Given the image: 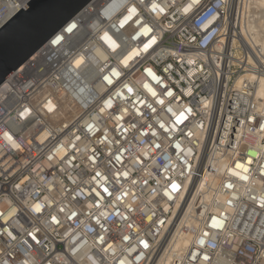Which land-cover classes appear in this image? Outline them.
Listing matches in <instances>:
<instances>
[{
    "label": "built area",
    "instance_id": "built-area-1",
    "mask_svg": "<svg viewBox=\"0 0 264 264\" xmlns=\"http://www.w3.org/2000/svg\"><path fill=\"white\" fill-rule=\"evenodd\" d=\"M16 1L0 0V10ZM231 6L91 0L0 85V264H154L191 202L197 224L187 225L190 243L170 264H264V49L235 31ZM152 37L157 42L145 52ZM77 54L94 56L81 70L93 77L75 79L85 83L84 102L76 100L83 105L59 119L70 80L80 74L72 64ZM98 67L112 80L102 93ZM249 73L254 78L241 79ZM49 103L52 111L43 108ZM24 107L33 109L27 119L19 116ZM179 111L189 118L172 129ZM206 172L216 181L201 190Z\"/></svg>",
    "mask_w": 264,
    "mask_h": 264
},
{
    "label": "bare ground",
    "instance_id": "bare-ground-1",
    "mask_svg": "<svg viewBox=\"0 0 264 264\" xmlns=\"http://www.w3.org/2000/svg\"><path fill=\"white\" fill-rule=\"evenodd\" d=\"M26 1V0H24ZM24 1L17 0L16 2L6 3L2 10H0V26H2L23 4ZM231 13H233L234 18H236V29L240 36L245 37L252 45H258L261 49H264V0H232ZM250 14L253 18V21L247 22L246 17ZM249 15V18H250ZM75 24L72 23V25ZM105 38V32L102 34ZM107 36H109L107 34ZM60 37V36H59ZM110 37V36H109ZM240 42H243L242 37L239 38ZM52 45V43L48 42ZM55 44V43H54ZM95 55L98 58L102 59L104 57V52L101 49H96ZM91 63L95 61L94 56L89 58ZM76 78H72L68 85V90L63 96L62 104L60 106L59 119H64L76 115L84 102L85 94V83L81 84L75 79L82 77V79L89 80L93 77V71L91 72H81ZM254 78L253 73L246 74L242 76L243 78ZM240 79V80H241ZM260 96H264V79L261 80L260 87L258 90ZM81 101L82 103H76V100ZM221 168H225V164L221 165ZM206 172L204 178L200 180L198 187L201 190H205L208 184H212L216 181L215 176H211ZM194 182V181H193ZM192 202L188 209L184 212L182 209L177 216L175 217L173 226L169 234L163 237L162 244L163 248L160 252L157 253V256L154 260V264H170L172 257L175 253H182L188 247L190 240L192 238L191 230L189 231L186 227L187 225L194 226L197 224V218L190 211L193 210Z\"/></svg>",
    "mask_w": 264,
    "mask_h": 264
},
{
    "label": "water",
    "instance_id": "water-1",
    "mask_svg": "<svg viewBox=\"0 0 264 264\" xmlns=\"http://www.w3.org/2000/svg\"><path fill=\"white\" fill-rule=\"evenodd\" d=\"M91 0H29L0 26V85Z\"/></svg>",
    "mask_w": 264,
    "mask_h": 264
},
{
    "label": "snow or ice",
    "instance_id": "snow-or-ice-1",
    "mask_svg": "<svg viewBox=\"0 0 264 264\" xmlns=\"http://www.w3.org/2000/svg\"><path fill=\"white\" fill-rule=\"evenodd\" d=\"M154 7H156V6H154ZM162 10H163V9H161V11H162ZM135 12H136L135 8H132V9L130 10L129 16L125 17L124 21H122V24L125 23V22H127L128 20H131V19H132V15L135 14ZM75 27H76V25L73 24V25H71L69 28H67L66 31H67V32H72V30H73ZM150 31H151V29H149V28H145V29H144V34L147 35V33L150 32ZM61 39H62V37H58V38H57V41H55V42H59V40H61ZM105 39H106V40H109V41L112 43L113 47H115V42L112 41V40H111V37L107 36V34H105ZM156 42H157V41H156V38H155V37H152V39H151V41H150L149 43L144 44V51L147 52L148 49L151 48L153 44H156ZM189 63H192V61H189ZM147 72H148L149 76H150L153 80H155V81H157V83H159V78H158V77H157V76H156V75H155L150 69H147ZM116 74L119 75L118 73H116ZM104 80H106L109 84L112 83V80H111L108 76H105V77H104ZM128 91H129V92H132V89H131V88H128ZM151 92H152V96H154V97L157 96V92H156L155 90H151ZM166 94H167L168 97H173V92H172V91H166ZM140 103H145V102H144V101H141ZM158 103H159L160 105H164V104H165V100H164V99H160V100L158 101ZM107 106H108L109 108H111V107H112L111 102H109ZM146 106L148 107V105H146ZM53 107H54V106H53L51 103L48 104V110H49V111H52ZM151 110H152V111H155V109H151ZM26 111H30V110H26ZM168 111L171 112L172 110H171V109H168ZM191 111H192L191 108H188V109L186 110L187 113H190ZM186 112H185V111H179V114L174 116V120H175V122L172 124V129H175V128L177 127V125H183L184 122H185L186 120H188L189 117H188V115L186 114ZM118 119H123V117H119ZM88 127H89L90 130H92V126H91V125H89ZM160 129H161V130H164V125H163V124L160 125ZM164 134H165V135H168V134H169L168 130H165ZM188 135H192V133L189 132ZM9 139H11L10 136H9ZM105 139H107V138H105ZM69 143H71V141H69ZM156 147L159 148L160 146H159V145H156ZM176 147L179 148L180 145L177 144ZM116 159L119 160L120 157L117 156ZM238 166H239V167H243V165H238ZM97 175H99V173H97ZM123 175L126 177V176H128V173H127V172H124ZM245 179H247V177H245ZM170 183H171V187H172L173 190H179V189H180V184H178V183H172L171 181H170ZM229 187H231V185H229ZM103 191H104L105 193H108V192H109V189H108L107 187H104V188H103ZM97 195H99V194H97ZM109 195H111V193H109ZM125 195H126V194H125ZM260 204H261V208H264V200H261V201H260ZM35 210L39 213V212L42 211V208L40 207L39 204H37V205L35 206ZM52 220L55 221V222H57V223H59V221L56 220V217H55V216L52 217ZM97 222L99 223V221H97ZM161 223H162V222H161ZM213 226L216 227V228L223 229V228L225 227V224H224V222H223L222 220H214V221H213ZM33 239H35V236H33ZM125 239H127V237H125ZM141 243L144 244V247H145V248L148 247V243H147L146 241H141ZM120 264H124V262L121 261Z\"/></svg>",
    "mask_w": 264,
    "mask_h": 264
},
{
    "label": "clouds",
    "instance_id": "clouds-1",
    "mask_svg": "<svg viewBox=\"0 0 264 264\" xmlns=\"http://www.w3.org/2000/svg\"><path fill=\"white\" fill-rule=\"evenodd\" d=\"M156 7H158V5H155ZM133 8H135V10H136V12H137V9H136V7H133ZM135 12V13H136ZM127 16H129V14L127 15ZM129 21V20H128ZM128 21L127 22H125L124 24L125 25H127L128 24ZM97 21L95 20V19H92V20H90L89 21V26H91L92 24H94V23H96ZM99 23L101 24V25H103L105 22L104 21H99ZM91 30V29H90ZM110 30V29H109ZM100 31H104V28L103 27H101L100 28ZM135 31V30H134ZM60 37H62V39L61 40H59V42H55V41H57V38H54V40H53V42L55 43V44H59L64 38H63V36H60ZM111 39H112V41H114L115 42V47H114V49H117V50H119V49H121L122 48V44L121 43H118L117 42V39H116V37H115V35H113L112 37H111ZM129 39H131V36H129ZM122 54V53H121ZM108 59H112V56L111 55H109L108 56ZM107 61L105 60V61H102L101 63L103 64V63H106ZM72 64H73V67L74 68H76V69H78V70H86L87 69V67L91 64V61H90V59H89V57H88V55L87 54H77V55H75L73 58H72ZM120 65V60L117 58L116 59V61H115V65L114 66H119ZM148 69H150L152 72H153V69L151 68V67H149ZM169 69H165V71H168ZM97 72L99 73V75H98V80L101 82V89L99 90L101 93L104 91V90H106L107 89V85L109 84L108 82H107V84H105V83H103L105 80H104V74L103 73H100L99 72V67L97 68ZM118 74H119V72H117ZM149 75V74H148ZM162 81H159V83H161ZM143 87L144 88H146V89H148V91L151 93V96H152V92H151V90H155L154 88H152V86L150 85V84H145V85H143ZM156 91V90H155ZM122 93H117V95H121ZM152 97H154V96H152ZM103 101V96L101 95V97H100V101H98V104H101V102ZM55 102V101H54ZM109 102H111V104H112V101L111 100H109V101H107V103H109ZM101 106H102V104H101ZM148 107L149 108H151V105H148ZM43 108H45V109H48V104H44L43 105ZM26 110H30V111H26ZM33 114V109L32 108H30V107H24L23 108V110L19 113V116L20 117H22V118H24V119H27V118H29L31 115ZM40 207L42 208V206L40 205ZM35 210V209H34ZM36 211V210H35ZM37 212V211H36ZM38 213V212H37Z\"/></svg>",
    "mask_w": 264,
    "mask_h": 264
},
{
    "label": "rangeland",
    "instance_id": "rangeland-1",
    "mask_svg": "<svg viewBox=\"0 0 264 264\" xmlns=\"http://www.w3.org/2000/svg\"><path fill=\"white\" fill-rule=\"evenodd\" d=\"M263 14H264V12H263ZM249 15L250 14H248V17H246V19H247V22H245L246 24L248 23V25H249V23L251 22V21H253V18H252V16L250 15V18H249ZM250 21V22H249Z\"/></svg>",
    "mask_w": 264,
    "mask_h": 264
}]
</instances>
